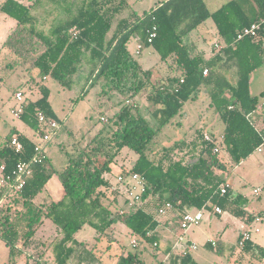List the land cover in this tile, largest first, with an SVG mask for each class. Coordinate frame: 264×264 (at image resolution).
Returning <instances> with one entry per match:
<instances>
[{"label":"trees","instance_id":"trees-1","mask_svg":"<svg viewBox=\"0 0 264 264\" xmlns=\"http://www.w3.org/2000/svg\"><path fill=\"white\" fill-rule=\"evenodd\" d=\"M113 1L82 0L75 14L52 29L53 38L39 29L37 18L31 12L33 4L5 0L1 6L2 12L17 21L4 41L10 52L28 60L32 53L38 52L37 43L44 44V49L30 61L42 78H54L69 87L73 76L85 62L89 66L86 85L104 82L116 88H128L136 96L153 84L154 72L144 68L131 54L128 42L134 33H139L146 44L152 45L162 60L172 57L173 66L179 71L155 86L147 96L157 106L154 115L159 122L158 128H154L142 115L137 116L128 110L121 116L122 121L115 133L119 149L128 147L139 154L129 169L118 173L127 177L129 172H136L145 178L146 190L135 210L128 211L126 186L112 189L118 175L113 173L111 166L114 156L101 159L94 148L92 151L88 149L91 142L84 151L69 155L68 163L59 175L64 193L58 200L37 204V197L56 169L48 156L33 164L25 187L10 195L6 204L0 207V239L11 251L22 249L26 252V264L44 263L48 249L43 248L34 255L33 250L28 253L27 250L47 219L61 234L52 247L56 264H102L97 247L75 236L86 224L93 226L98 232L96 237L101 238L121 220L129 236L135 235L138 241L159 249L161 220L157 217L162 215L158 210L168 201L174 206L168 213L180 219L185 212L206 205V211L215 212L214 206H220L221 215L228 212L247 225L255 219L246 210L247 196L234 194L231 184L226 194H220L221 184L228 183V180L216 169L227 170L229 167L218 152H214L218 141H207L204 131L190 142L174 144L172 149H180V157L171 156V149L159 160H154L147 151L157 141L161 129L203 87L207 89L211 106L225 124L224 138L220 143L231 158V169L264 143L263 117L261 114L258 116V111L264 106L260 99H264V91L260 97L251 93V74L264 63V31L236 41L242 27L264 20V0H252L257 5L256 9L243 0H230L214 11L209 9L205 0H164L143 16L120 19L111 33L116 17L127 4L126 0ZM253 12L256 14L254 17L251 16ZM208 19L214 21L224 46L209 59H204L201 55L191 54L192 48L185 42V37ZM154 25L157 26V36L148 43V31ZM75 26L80 30L77 39H73L70 33ZM205 68L209 71L207 75L203 73ZM39 91V98L25 101L21 119L42 137L46 133V125L39 121L40 111L48 121L56 119L61 123V120L50 101L51 89L42 82ZM14 135L24 145L21 153H16L10 145ZM36 144L37 141L28 135L10 131L0 144V165L5 163L10 170L16 162L31 159ZM21 202L24 210L19 206ZM153 206L155 212L151 209ZM120 208L125 212L120 213ZM155 242L158 245H154ZM206 247L219 252V245L207 244ZM252 248V241H248L244 249L251 251ZM256 248L255 255L264 260V248L259 245ZM177 250L168 249L169 264H199L193 255L182 256ZM146 262L142 251L128 250L120 253L114 264Z\"/></svg>","mask_w":264,"mask_h":264},{"label":"rangeland","instance_id":"rangeland-1","mask_svg":"<svg viewBox=\"0 0 264 264\" xmlns=\"http://www.w3.org/2000/svg\"><path fill=\"white\" fill-rule=\"evenodd\" d=\"M31 1L33 3L31 11L37 18L39 29L50 38H53L52 29L70 15L75 14L82 4V0H62L56 3L50 0ZM127 1L129 2L128 7L122 10L117 17L132 13L143 16L164 0ZM205 1L210 9H218L228 0ZM243 1L248 6L254 7V9L257 8L254 1ZM255 15L254 12L251 14L252 17ZM4 16L5 13L0 8V144L5 141L10 131L23 132L37 142L44 143L35 129L12 113V108L17 105L15 93L19 90H23L26 101L35 100L41 96L39 84L45 82L51 89V104L61 120L59 128L52 135L50 141L45 144L44 149L48 159L56 169V173L51 177L46 189L42 192L41 196L47 199L40 200L39 198L37 204L43 203L45 200H58L63 195L64 189L59 175L67 165L69 155H77L79 152L84 151L89 142H91V147L89 146L88 149L92 151V148H94L101 159L114 156L111 163L114 174H118L123 169H129L139 154L128 147L119 149L115 140V133L122 121L121 116L128 110H131L137 116L142 115L145 117L154 128L159 127L158 119L154 115L157 106L147 98L148 94L154 91L155 86L161 84L165 70H167V65L162 64L159 53L153 49L152 45H147L144 46L141 55L136 54L137 44L133 40L131 43L129 42L128 48L135 58L142 62L145 67L159 70V72L155 71L153 75V84L142 89L136 96L128 88H116L113 84L104 82L97 83L94 86L88 85L86 94L83 96L82 92L84 85L87 84L86 78L89 67L86 65L81 67L69 87L54 78H49L46 81L45 78L37 74V69L33 68L30 62L33 56L44 49V44L38 42V52L32 53L28 60H24L10 52L4 41L17 23L14 18L7 17L6 20ZM215 32L214 21L208 19L191 31L186 40L196 43L204 49L203 53L207 54L209 46L215 40ZM263 91L264 63L251 74V93L260 97ZM198 93L195 98L185 102L180 113L161 129L157 141L147 151L151 158L159 160L173 148L176 142H190L196 139L201 131L219 137L223 134L224 122L218 116L214 107L211 106L207 89L203 87ZM260 99L264 102L262 97ZM262 112H264V106L258 111V116L260 117L259 114H261V118L264 117ZM101 116H104L107 120H101ZM219 137H217V146L220 148L218 154L224 160H228V154L223 151ZM180 152V149H172L170 154L171 156L180 157ZM227 166L229 167L227 170L221 169L222 175L233 183L234 194L247 196L249 199L247 207L250 210L257 213L264 212V193L260 196L254 194L255 187L264 186V151H256L251 160L243 165L240 164L236 168L231 169L229 164ZM19 206L22 210L25 209L22 202ZM151 209L154 212L156 211L155 206ZM157 218L161 220V223L170 224L172 222L174 231H179L180 218L173 213L169 212ZM232 218L234 217L228 212L219 218L213 216L212 212L206 211L201 224L192 227L184 234L185 238L191 237L199 243V248L194 250L193 253H195L200 264H264L263 259L238 245L240 227L237 221ZM47 222L49 224L41 226L36 238L33 240L34 242L28 248L31 251L33 250L32 255L43 250V248L48 249L50 255H46V258H48L43 261V264H56L52 247L61 234L52 221L48 220ZM255 225L259 226L261 230L258 233H253L252 242L264 247V215L262 222L252 223L251 227ZM180 232H182L181 229ZM218 234L221 235L223 242V250L220 253L203 246L202 239L204 236H216ZM97 235V230L86 224L75 236L78 240H87L97 247L102 257V264H114L117 256L128 250L142 251L147 261L145 264H154V257L157 256L159 251L164 250L161 244V247L156 249L155 246L140 241V244L134 247L131 243L134 237L129 236L126 226L121 220L116 222V226L107 235L101 238H97ZM20 242H23V239ZM20 245L24 246L22 243ZM253 250H255L254 247ZM17 251L24 253L22 249H15V252ZM12 252L5 242L0 239V264H26L27 256L25 253L22 254L23 256L19 255L20 258L17 261L12 262ZM159 257L163 259V255Z\"/></svg>","mask_w":264,"mask_h":264},{"label":"built area","instance_id":"built-area-1","mask_svg":"<svg viewBox=\"0 0 264 264\" xmlns=\"http://www.w3.org/2000/svg\"><path fill=\"white\" fill-rule=\"evenodd\" d=\"M260 31H264V20L254 21L249 25L242 27L236 36V41L243 39L246 36L257 35ZM71 36L73 39H77L80 33V30L75 26L70 30ZM157 36V26L154 25L148 31L147 42L152 43L153 39ZM146 42H139L137 45L136 53L139 54L143 49ZM216 48L221 49L218 43L215 44ZM208 69L205 68L203 73L204 75L208 74ZM183 81V79H182ZM15 98L17 100V105L12 108V113L15 117L21 118L24 110H25V95L22 90H19L15 93ZM39 121L42 125H46V133L42 136L43 142H37L35 146V154L29 160H21L14 164V166L8 170L6 168V164L3 163L0 165V207L6 204L10 195H13L14 192H18L22 190L25 185L27 184L28 178L32 174V166L35 163L41 162L46 155L44 149L45 144L50 141L52 135L56 133L57 129L59 128V122L56 119L47 120L45 114L43 112L38 113ZM101 120H107L104 116H101ZM205 139L209 142H217V137L213 136L212 134L206 132L204 135ZM224 135H220L219 139L222 141ZM11 147L14 149L16 153H21L24 150V145L22 141L18 138L17 135H14L10 141ZM219 146L215 145L214 151L219 152ZM264 150V143L261 144L258 148V152H262ZM126 186L127 187V199H128V211H133L137 208L138 204L141 202L143 194L146 190L145 178L141 176L139 173L136 172H129V175L126 177L123 174H118L114 183L112 184V189L116 190L118 187ZM230 186L229 183H222L219 190L220 194L224 195L227 193L228 187ZM264 193V186H257L254 188V194L256 196H260ZM208 206H204L200 209H195L194 211L190 210L185 212L180 219V229L182 230L179 239L174 246V248H179V253L182 256H187L194 250L199 248V244L195 241L191 240H184L185 235L192 227L201 224L204 219L206 208ZM174 208L171 202H166L165 205L159 208L158 212L160 215H165L168 211H172ZM214 210L216 213H222V209L220 206H214ZM125 209H121L120 213H124ZM263 217L257 215L252 223H259L262 222ZM252 223L247 226L243 225L242 230L239 234L238 245L244 249L247 242L252 240L253 233L260 232V227L255 225L252 226ZM148 235H151V232H148ZM208 243L212 244L213 246L217 245L218 240L214 238H209L207 240ZM131 243L134 247H137L140 243L136 237L131 240ZM154 245H158L157 242ZM145 264V263H143Z\"/></svg>","mask_w":264,"mask_h":264},{"label":"crops","instance_id":"crops-1","mask_svg":"<svg viewBox=\"0 0 264 264\" xmlns=\"http://www.w3.org/2000/svg\"><path fill=\"white\" fill-rule=\"evenodd\" d=\"M5 0H2L1 2V5H0V8H1V6H2V4H3V2H4ZM20 1H22V2H24L25 4H27V5H30V4H33L32 3V1L31 0H20ZM51 1V0H50ZM115 1V0H114ZM113 1V2H114ZM228 1H230V0H228ZM228 1H226V2H228ZM52 2V1H51ZM116 2V1H115ZM114 2V3H115ZM126 2H127V4L125 5V8H127L128 7V5H129V2L126 0ZM206 2V1H205ZM225 2V3H226ZM206 4H207V2H206ZM224 4V3H223ZM222 4V5H223ZM221 5V6H222ZM208 6V5H207ZM220 6V7H221ZM124 8V9H125ZM219 8V7H218ZM210 9V8H209ZM217 9V8H216ZM216 9H210L211 11H214V10H216ZM32 12V11H31ZM4 13V12H3ZM138 16V14L137 13H132V14H130V15H125V16H121V17H116V20H115V23H114V25H113V29H112V31H111V33H113L114 32V30H115V26H116V24H117V22L120 20V19H122V18H136ZM7 17H9L6 13H5V16H4V18L7 20ZM16 23H17V21H16ZM215 24V23H214ZM17 25V24H16ZM16 25H14V27L16 26ZM13 27V28H14ZM215 40L211 43V45L209 46V49H208V53L206 54V53H203L204 52V49L203 48H201L200 46H198L196 43H193V42H189V41H187L186 40V37L188 36H186L185 37V42L186 43H188L190 46H191V48H192V50H191V54L192 55H201L204 59H209L210 57H212L216 52H218L220 49L219 48H216L215 47V44L216 43H218L220 46H224V42L220 39V37H219V35H218V33H217V28H216V25H215ZM134 41V43L135 44H137L138 45V43L139 42H144L143 41V39L141 38V35L139 34V33H134L133 35H132V37H131V39L129 40V42L131 43V41ZM129 42H128V45H129ZM137 45H136V49H137ZM148 44H146L145 43V45L144 46H147ZM129 47V46H128ZM143 49H144V47H143ZM142 49V50H143ZM153 49H154V47H153ZM141 50V52L139 53V55H141L142 54V51ZM155 50V49H154ZM156 51V50H155ZM135 53H136V51H135ZM137 54V53H136ZM161 57V56H160ZM137 59V58H136ZM138 60V59H137ZM162 60V59H161ZM139 61V60H138ZM140 62V61H139ZM141 64H142V66L144 67V68H146V69H151V68H148V67H145L144 65H143V63L142 62H140ZM162 64L164 65V64H166L167 65V70H165V75H164V77H163V80H162V82H161V84L162 83H164L165 81H167L169 78H171L172 76H175V75H177L178 73H179V71H177L176 69H175V67L173 66V60H172V57L171 58H168V59H166V60H162ZM84 65H86V66H88L85 62L81 65V67H83ZM80 67V68H81ZM89 67V66H88ZM79 68V69H80ZM78 69V70H79ZM151 70H153V69H151ZM155 71H157V72H159V70H156V69H154L153 70V72L155 73ZM89 72V71H88ZM77 74V73H76ZM75 74V75H76ZM75 75L73 76V78L75 77ZM88 75V74H87ZM50 77H46L45 79H46V81L49 79ZM45 83V82H44ZM46 84V83H45ZM47 85V84H46ZM86 85V84H85ZM84 85V86H85ZM48 86V85H47ZM87 87H88V85H86ZM49 87V86H48ZM87 87L83 90V92H82V95L84 96L85 94H86V91H87ZM50 88V87H49ZM199 93H197V95H198ZM196 95V96H197ZM211 103V102H210ZM55 110V109H54ZM57 113V112H56ZM263 115H264V113H263ZM263 117V116H262ZM262 119H264V117L262 118ZM263 122H264V120H263ZM224 127H225V124H224ZM223 131V130H222ZM16 132H18V133H23V132H20V131H16ZM206 133V132H205ZM23 134H25V133H23ZM27 135V134H26ZM30 137V136H29ZM32 138V137H31ZM264 151V150H263ZM262 151V152H263ZM228 154V153H227ZM254 154H255V152L253 153V154H251L247 159H245V160H243L240 164L241 165H243V164H245L247 161H249V160H251L252 159V157L254 156ZM246 161V162H245ZM224 162H226V164H229L230 162H231V158H230V156H229V154H228V160H224ZM261 163V162H260ZM240 164H238V165H235L233 168H236L237 166H239ZM232 168V169H233ZM216 171L218 172V173H220L221 175H222V170L221 169H216ZM228 183L229 184H231L232 185V189H233V183L231 182V181H229L228 180ZM47 186V185H46ZM46 189V188H45ZM44 189V190H45ZM42 195V193L37 197V199L36 200H38L39 198L40 199H43V198H46V197H42L41 196ZM246 210L248 211V212H250V213H252L255 217L257 216V215H260V216H262L263 217V215H264V212L262 211L261 213H257V212H255L254 210H250L248 207H246ZM210 212H212V215L213 216H215V217H219V218H221V216L223 215H221L220 213H216V212H214V211H210ZM232 216V215H231ZM232 217H234V216H232ZM229 219H231V218H229ZM232 219H235V221H237V224H238V226L240 227V232H241V230H242V226L243 225H247L246 223H244L241 219H238V218H236V217H234V218H232ZM48 221V219L47 220H45V223L43 224V225H47V224H49V222H47ZM247 226H249V225H247ZM39 232V231H38ZM159 232H160V235H161V246H162V249H164L162 252L161 251H159V253L157 254V256L156 257H154V264H169V262H168V256H169V253H168V249L171 247V248H174V246L176 245V243H177V241H178V239H179V236H180V234H181V232H180V229H179V231H174V228H173V226H172V222H170V224L168 223H166V222H163V223H160V225H159ZM240 232H239V234H240ZM133 237H136L135 235H133ZM36 238V237H35ZM209 238H214V239H217L218 240V242H217V245H219V252L218 253H220L222 250H223V242H222V237H221V235L220 234H218V235H216V236H214V235H209V236H204L203 237V239H202V244H203V246H206L207 244H210V243H208L207 242V240L209 239ZM238 238H239V236H238ZM184 240H193L191 237H189V238H185ZM194 241V240H193ZM252 241V240H251ZM196 242V241H195ZM184 244V243H183ZM183 244H180V246L181 245H183ZM199 244V243H198ZM252 244H253V247L255 248V250H253V248L251 249V251H252V253L253 254H255V252L257 251V248H256V244H254L253 242H252ZM210 245H212V244H210ZM258 245V244H257ZM180 246H179V248H178V252H179V250H180ZM213 246V245H212ZM260 246V245H259ZM262 247V246H261ZM176 248V247H175ZM264 248V247H263ZM215 250V249H214ZM29 251H31L30 249H28L27 250V253L29 252ZM25 254H26V252H24ZM23 252H20V251H17V252H15V250L12 252V255H11V261L12 262H15V261H17L20 257H19V255H22V254H24ZM47 254H49L50 255V252H46V254H45V256H44V260L45 259H47L46 258V255ZM191 255H193V257L195 258V260L200 264V262H199V260H198V258L195 256V253H193V252H191L190 253ZM160 255H163V259H161L159 256ZM23 256V255H22ZM21 256V257H22ZM50 257V256H49ZM151 264V263H150Z\"/></svg>","mask_w":264,"mask_h":264}]
</instances>
